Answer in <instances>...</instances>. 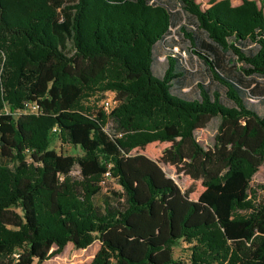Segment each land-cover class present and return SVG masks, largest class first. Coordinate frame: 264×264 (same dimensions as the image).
Segmentation results:
<instances>
[{
  "label": "trees",
  "instance_id": "trees-1",
  "mask_svg": "<svg viewBox=\"0 0 264 264\" xmlns=\"http://www.w3.org/2000/svg\"><path fill=\"white\" fill-rule=\"evenodd\" d=\"M176 30L206 69L196 99L171 91L188 85L176 54L153 74ZM259 79L263 0H0V264L95 241L89 264H264V203L250 198L264 167ZM28 104L38 111L13 115ZM214 117L204 148L194 132ZM180 241L188 263L173 257Z\"/></svg>",
  "mask_w": 264,
  "mask_h": 264
},
{
  "label": "rangeland",
  "instance_id": "rangeland-1",
  "mask_svg": "<svg viewBox=\"0 0 264 264\" xmlns=\"http://www.w3.org/2000/svg\"><path fill=\"white\" fill-rule=\"evenodd\" d=\"M188 26L191 27V22H188ZM189 49L190 47L188 42L182 37L179 30H176L175 34H170L166 37L164 42H161L156 45L155 61L152 68L153 74L156 77H162L167 67L166 56L171 53L176 54L178 58L182 59V63H185H183L184 67L186 66L185 69L188 71V75L185 81L188 85L182 90H179L178 86H175L171 91L173 94L186 99H196L198 97L195 88L196 83L208 84V78L205 66L196 56H192L190 54ZM228 56V58L233 59L230 55ZM259 81L263 82L264 79H259ZM209 87L212 90H215L217 85L210 83ZM216 90H218L221 94L223 93V90H221V88ZM113 100L114 94L106 93L104 95V99L98 103V106L102 107L104 111L108 112L112 107ZM249 104L260 114L263 113V108L257 101L250 99ZM4 111L8 112L7 106L4 108ZM25 112L35 113L30 108L27 111L17 110L13 115L16 117L18 116V114H23ZM219 124L220 119L218 117L212 118L205 125L204 128L196 130L194 132V137L196 141L204 148L213 147L214 137L216 135ZM106 130L110 132V126L106 127ZM51 148H53L57 153H61L62 155H69L75 157H80L82 155V152L79 148H73L69 145H61L56 140H53L51 142ZM167 173L168 175L179 181L181 184L185 185V181H183L181 178L177 179V177L172 173L168 171ZM72 175H78L77 168L74 169ZM250 186V198L255 203H264V167H260L258 172L253 176L250 182ZM107 188H111L114 190L120 189L116 185L114 180H109L107 182ZM96 201L98 203L99 199H97ZM99 247L100 244L98 241L93 242L90 246L85 249H75L71 244H68L61 254L54 256L41 264H89L96 252L98 251ZM190 254L191 253L188 246L181 241L176 247L173 248V257L184 263L189 262ZM33 264H36V261Z\"/></svg>",
  "mask_w": 264,
  "mask_h": 264
},
{
  "label": "built area",
  "instance_id": "built-area-1",
  "mask_svg": "<svg viewBox=\"0 0 264 264\" xmlns=\"http://www.w3.org/2000/svg\"><path fill=\"white\" fill-rule=\"evenodd\" d=\"M113 105H114V103L112 104V107H113ZM111 107V108H112ZM32 109L33 110V112H37L38 111V107L35 105V104H28L27 106H26V109L24 110V111H27V110H29V109ZM110 111V110H109ZM106 176L108 177V174H106Z\"/></svg>",
  "mask_w": 264,
  "mask_h": 264
}]
</instances>
